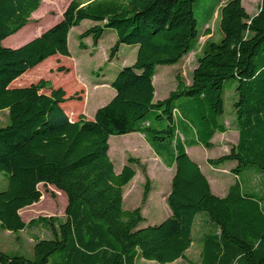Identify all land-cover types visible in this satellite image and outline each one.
<instances>
[{"label": "trees", "instance_id": "16d2710c", "mask_svg": "<svg viewBox=\"0 0 264 264\" xmlns=\"http://www.w3.org/2000/svg\"><path fill=\"white\" fill-rule=\"evenodd\" d=\"M193 2L71 0L57 23L27 43L8 48L2 41L30 22L41 0H0V110H7L9 122L0 127V173L7 181L0 191V229L25 228L19 210L39 201V184L52 185L66 197L63 220L38 217L28 223H42L51 234L35 241L33 257L0 251V264H135L136 258L172 263L183 259L193 243L192 229L200 213L214 227L200 240V264H264V199L242 191L238 182L224 197L212 194L184 141L193 132L188 146L209 148L213 135L225 131L219 123L223 83L234 79L237 143L207 163L233 161L236 175L264 173V0L252 17L241 0L221 2L222 38L203 43L189 84L176 76L175 90L155 101V67L178 63L197 44ZM83 20L95 24L78 35L80 48H86L82 40L87 37L96 45L103 30L110 28L116 41L107 61L122 44L136 45L137 52L134 63L122 67L110 83L115 95L96 110L94 119L70 121L62 104L74 97L66 98L62 88L42 93L48 86L43 79L28 86L9 85L50 56H69L68 33ZM150 112L156 123L166 124L156 127L149 122ZM130 132L143 134L166 165L174 166L165 198L171 215L157 225L140 227L150 192L143 165L129 157L115 173L108 156V138ZM135 166L144 175L141 204L126 210L123 187L135 176Z\"/></svg>", "mask_w": 264, "mask_h": 264}, {"label": "rangeland", "instance_id": "374dc122", "mask_svg": "<svg viewBox=\"0 0 264 264\" xmlns=\"http://www.w3.org/2000/svg\"><path fill=\"white\" fill-rule=\"evenodd\" d=\"M71 0H41L40 7L37 9V14L33 16L30 22L25 25L18 34H13L7 37L5 44L15 43L20 38H24L27 33L38 35L50 28L54 23L58 22L62 17V12ZM225 0H194L193 14L197 21V29L199 37L194 50L183 56L180 61L173 65H157L155 67V97L157 99L166 98L169 92L175 90L177 86L176 76H179L186 84L190 82L191 72L196 65V59L202 55V46L207 39L214 42H219L222 38V33L219 28V9L221 2ZM241 3L246 13L251 16L259 8L260 0H241ZM214 11V12H213ZM211 15L210 20L207 22L208 16ZM207 23V24H206ZM95 22L91 20H83L78 26L73 27L70 31L69 50L71 59L64 58L60 60L61 64L70 68L69 73H60L58 70H51L53 65L57 63L55 58H51L45 63L37 65L32 69L27 70L25 73L16 78L15 87L28 86L29 84L36 83L40 79L48 81V86L41 91L46 93L51 87H57V84H63L65 90L69 93L79 86L76 75H79L89 86L91 91L93 85L100 86L94 89L95 92H104L112 88L109 86H101L100 84H109L115 78L117 72L124 66H130L136 59L137 46L122 44L119 46L116 55L111 61H107L109 50L116 41V33L110 28H105L96 45L92 44L91 37L84 38L82 42L86 48L82 49L78 46V35L88 28L92 27ZM209 31V35H206ZM29 37V36H27ZM25 39V38H24ZM5 46V45H3ZM59 68V67H58ZM57 68V69H58ZM32 71L33 74H27ZM53 71V72H52ZM60 82V83H59ZM236 81L234 79L225 80L223 83V114L219 117L220 122H231V114L233 111V102L235 101V87ZM14 87V86H13ZM113 89V88H112ZM79 92L75 93L77 95ZM64 107L75 103L74 100L67 101ZM181 100L176 101L179 106ZM149 122L154 123L157 127L164 126L165 120L156 123L154 114L150 112L147 115ZM7 110H0V127L8 124ZM160 127V128H162ZM184 132L179 134L182 138ZM228 142L234 140V132L229 130L226 133ZM184 139V138H183ZM192 136H186L185 146L190 144ZM230 139V140H229ZM149 145V143L146 141ZM175 142L173 143L174 146ZM201 151V160L203 163L204 158H217L226 153L221 145H215L213 149H207L201 144L197 145ZM227 147V146H226ZM190 150V147H188ZM128 152V151H127ZM129 154V153H126ZM133 154V153H130ZM134 155V154H133ZM138 156V155H137ZM193 157V152H190ZM170 157V152L166 154ZM150 163V161H148ZM227 164V163H224ZM118 159L115 160V168L118 169ZM144 167L145 174L149 178L150 192L147 199L142 205L143 214L148 223L142 222L140 227H145L150 224L152 220L154 225L160 222L161 218L169 213V208L166 204V192L170 188L169 170L168 167L162 166L157 160L155 163H150L148 168ZM136 167V166H135ZM206 171L205 166L202 167ZM137 173L135 177L123 188V194L126 198L123 202V208L131 210L141 204V195L143 191L144 175L140 166L136 167ZM6 176L0 173V191L6 188ZM238 183H242L244 192L254 193L264 199V173H258L254 170L242 172L239 174ZM41 192V198L38 202L31 204L19 210V216L23 223L26 225L24 229L17 232H9L0 229V251L8 254H18L31 259L33 257V245L37 239L50 238L51 234L46 225L42 223H35L29 225L28 223L37 219L38 217H56L60 220L64 219V209L66 206L65 195L57 190L52 185L43 186L38 185ZM158 214L156 219H152L153 214ZM208 222L205 213H200L196 216L192 238L193 243L186 250L183 259L168 264H200V240L208 232L213 230V226ZM50 264V263H48ZM135 264H158L155 261H149L142 258H136Z\"/></svg>", "mask_w": 264, "mask_h": 264}, {"label": "crops", "instance_id": "0c3cea01", "mask_svg": "<svg viewBox=\"0 0 264 264\" xmlns=\"http://www.w3.org/2000/svg\"><path fill=\"white\" fill-rule=\"evenodd\" d=\"M258 10H259V8H258ZM258 10L253 15H251L250 17L254 16L258 12ZM37 11L38 10L33 12L31 14L30 18L35 16V14H37ZM70 31H69L68 36H67V46H68L69 56H62L60 54H55V55L50 56L41 62V63H45V61H48L51 58H55V60H57V63L53 65V67L51 69L53 71L54 70L57 71L58 67H63L65 69L60 73H69V71H70V68L61 64V62H60V60L64 59L65 57L71 59V53L69 50ZM16 34H18V33H16ZM40 34L41 33H39L38 35H32L31 33H27V35L24 37L25 39L20 38L17 42L12 43V44H9V43L5 44L6 40H3L2 45H5V47H8V48H17V47L27 43L28 41L34 39L35 37L39 36ZM206 35H209V34H206ZM27 36H29V37H27ZM36 67H38V66H36ZM76 78L78 80L79 86L77 88H75V90L72 92L68 93L64 88L65 86L63 84H61L60 82H59L60 84H57V87H51V88L55 89V88L60 87L65 91V97L66 98H69L71 96L74 97L73 99L66 100L62 104V108L64 109V111L68 115L70 121H77L80 118H85L86 120H93L96 110L99 107L105 105L115 95V91H114V89L109 87V89L105 90L104 92L94 93L95 90L98 89L100 86L93 85L92 89L90 91L88 88L89 85L79 75H76ZM155 82H156V75L154 74V76L152 78V83L154 86V100L157 101V100H161V99H157L155 97ZM14 83L15 82L10 83L9 87H12V88H13V86L15 87ZM110 83L109 84L102 83L100 85L101 86H109ZM189 83H187V84H189ZM49 92H50V90L48 89L45 94H48ZM77 92H79V93L77 95H75V93H77ZM42 93H44V92H42ZM70 100H74L75 103H72V105H68V108L64 107L65 104L67 106L66 102L70 101ZM223 108H224V104H223ZM175 115H176L175 116L176 122L180 123L181 121H180V117H179L180 114L178 112V109H176ZM230 118H231V122H227V121L220 122L219 121V123L224 125L225 131L224 132H216L213 135V137L211 138V141H210L211 146L207 149H213L215 147V145H221V146H223V149L226 150L225 154H227L229 152L230 147L233 145H236L237 139H238V132H237V126H236L234 111H232ZM229 130H232L234 132V140L228 142L227 141L228 138H226V133ZM191 136H192L191 140H194L193 132H192ZM178 140H179V142H183V137L180 138L179 134H178ZM184 141H186V139ZM197 145H199V144H195L192 146L185 147V151H186L187 155L190 157L191 160H193L199 166L201 172L203 173V175L206 177V179L208 181V184L210 186V190H211L212 194H214L217 197H224L227 194L229 187L232 184H234L235 182H238L239 175H236L232 172V169L235 167L236 163L233 161H229V162H224L227 164L222 163L218 166H211L207 163V160L211 159V158H207V157L203 159V163H199L197 160H201L202 156H201V151H200V149H198ZM188 147H190V150ZM191 151L193 152L194 159L190 156ZM126 153H129V154H126ZM130 153H133L134 155L130 154ZM225 154H223V155H225ZM108 156H109V159L111 160V162L114 166L115 173H119L121 171L122 167L127 164V159L129 157L138 159L140 161V163L146 165L147 168H148L150 163H155L157 160L160 164H162V166L168 167V170L170 173L169 174V180L170 181H171L173 173H174V166L172 165L171 167H169L168 165H166V162H164L163 159L160 158V156L156 153L154 147H152L150 144L148 145L146 143L144 135L139 133V132H130V133H127L124 135L110 136L108 138ZM116 159H118V164H119L118 169L115 168V160ZM148 161H150V163H148ZM204 166L206 168L207 173L205 171H203L202 167H204ZM134 170H135V175H136V173H137L136 167H134ZM240 186H241L242 191H244L242 188V183H240ZM169 191H170V188H168V190L166 192L167 193L166 196L169 194ZM125 196L126 195L122 193L123 202L126 198ZM170 215H171V212L169 210V213L167 215H165V217L161 218L160 222L165 220ZM158 216H159V213L158 214L154 213L152 219H156ZM142 217H143L142 222L148 223L144 217L143 208H142ZM160 222H158V224ZM153 223L154 222L152 220H150V224H148V225H154ZM213 229H214V227H213Z\"/></svg>", "mask_w": 264, "mask_h": 264}]
</instances>
